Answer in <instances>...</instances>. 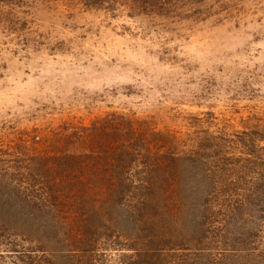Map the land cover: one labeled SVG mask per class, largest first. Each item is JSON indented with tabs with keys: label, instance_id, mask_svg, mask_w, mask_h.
I'll use <instances>...</instances> for the list:
<instances>
[{
	"label": "rangeland",
	"instance_id": "rangeland-1",
	"mask_svg": "<svg viewBox=\"0 0 264 264\" xmlns=\"http://www.w3.org/2000/svg\"><path fill=\"white\" fill-rule=\"evenodd\" d=\"M112 112L152 119L175 134L169 147L191 148L205 134L235 135L247 146L264 140V0H0V188L18 178L21 157L49 154L54 134L31 146L34 137ZM258 144L264 160V141ZM239 146L233 152H245ZM252 170L244 168L237 181L224 178L221 196L244 202L226 216V242L211 230L203 235V197L173 213L171 263L264 264V192ZM110 198L96 204L117 222L124 243L106 247L110 240L102 237L83 252L67 246L80 242L75 232L63 233L57 238L69 253L63 264H132L136 256L127 248L144 250L134 229L151 218ZM7 212L0 210V221ZM31 236L47 235L41 229ZM28 237L0 224V264H56ZM200 249L211 254L198 263ZM139 257L138 264H147Z\"/></svg>",
	"mask_w": 264,
	"mask_h": 264
},
{
	"label": "trees",
	"instance_id": "trees-1",
	"mask_svg": "<svg viewBox=\"0 0 264 264\" xmlns=\"http://www.w3.org/2000/svg\"><path fill=\"white\" fill-rule=\"evenodd\" d=\"M132 118L112 112L90 124L66 126L61 132L34 137L31 146L54 134L50 136L53 141L49 154L44 158L28 154L27 160L21 157L15 168L18 178L14 182L5 181L8 187L0 188V210L8 211L6 216L1 215V226L13 235L26 233L29 240L40 243L38 251L49 252L52 262L63 264L69 257L58 246L57 238L63 233L70 237V232H75L80 242L72 240L67 246L78 245L83 252L94 249L102 237L110 240L106 247L124 243L123 234L115 230L117 222L112 221L109 212L99 211L96 204L101 198L111 196V201L117 197L119 205L127 203L132 214L136 210L141 218H151L140 220L134 229V241L144 246V250L127 248L136 256L132 264L141 262L137 256L147 264L153 259L157 261L155 264H173L166 252L173 242L170 231L177 225L173 213L203 197L208 217L203 223V235L211 230L217 240L230 239L225 230L226 216L235 214L232 207L244 202L234 200L231 204L235 196H221L228 181L224 178L231 175L230 181L242 179L246 174L242 170L249 167L253 169L251 175L257 190L264 192V160L258 144L264 140H251L252 146H247L246 141L240 142L235 135L205 134L191 148L169 147L174 143V133L157 128L152 119ZM240 143L246 146L245 152L237 154L233 149L240 147ZM19 146L28 150L27 145ZM11 167L6 165L7 170ZM22 172L26 180H22ZM193 206L203 207L198 203ZM162 211L172 215L163 217ZM68 216L72 218L70 224L66 222ZM41 229L46 237L31 238V232L38 233ZM8 243L16 245L14 241ZM205 253L207 258L211 254L200 249L193 260L200 263Z\"/></svg>",
	"mask_w": 264,
	"mask_h": 264
}]
</instances>
